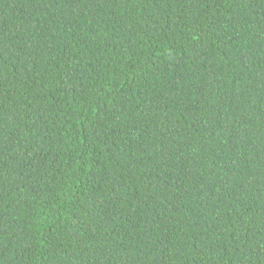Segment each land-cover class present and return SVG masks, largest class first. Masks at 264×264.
<instances>
[{
	"label": "trees",
	"instance_id": "trees-1",
	"mask_svg": "<svg viewBox=\"0 0 264 264\" xmlns=\"http://www.w3.org/2000/svg\"><path fill=\"white\" fill-rule=\"evenodd\" d=\"M0 264H264V0H0Z\"/></svg>",
	"mask_w": 264,
	"mask_h": 264
}]
</instances>
